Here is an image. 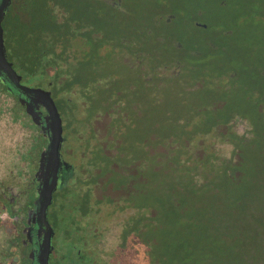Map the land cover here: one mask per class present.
<instances>
[{
	"label": "trees",
	"instance_id": "1",
	"mask_svg": "<svg viewBox=\"0 0 264 264\" xmlns=\"http://www.w3.org/2000/svg\"><path fill=\"white\" fill-rule=\"evenodd\" d=\"M115 6L106 0H11L1 23L8 60L21 78L39 76L46 83L67 127L76 124L73 112L81 99L84 113L88 107L124 103L122 124L129 122L137 132L143 126L140 136L134 135L138 144L126 145L133 147L137 168L115 180L125 195L93 199L97 161L85 189L79 176L67 184L76 170L70 168L49 205L55 221L66 200L82 217L101 210L102 202L114 207L112 214L124 213L120 225L125 219L128 228L114 264H129L132 234L153 264H238L240 254L248 261L244 247L246 237L254 239V222L245 223L239 198L256 194L264 184V67L236 68L235 57L211 42L202 53L173 42L159 62L154 48L142 51L148 50L150 28L132 24L121 2ZM166 12L168 23L177 19ZM239 82L243 91L234 86ZM147 103L153 112L145 113ZM235 105L249 126L242 132L231 126ZM49 122L33 95L0 70V205L9 218L0 219V225L9 234L10 227L29 222L30 240L43 230L39 210L48 177ZM220 125H228V132H220ZM225 139L231 145L228 154L216 145ZM100 153L104 160L111 157L106 149ZM75 218L70 222L80 231Z\"/></svg>",
	"mask_w": 264,
	"mask_h": 264
},
{
	"label": "rangeland",
	"instance_id": "2",
	"mask_svg": "<svg viewBox=\"0 0 264 264\" xmlns=\"http://www.w3.org/2000/svg\"><path fill=\"white\" fill-rule=\"evenodd\" d=\"M106 1L110 3V0ZM118 1L121 2L119 8L126 12V16L131 19L132 24L134 22L140 29L150 28L152 36H150L151 39L147 45L148 50L142 49V51L147 52L154 48L158 51L159 59L156 60L159 62L166 60V54L173 47V42H178V45L185 48L184 51L192 52L194 50L196 53H202L206 43L211 42L218 50L222 47L225 55L235 57L236 60L233 64L236 65V68L249 66L257 71L264 67V0ZM168 10L172 15L177 16V19L171 23H168L167 18L164 17ZM64 14L67 15L68 12H64ZM200 25L204 28H200ZM155 38L161 40V43H156ZM137 41L138 39H135L133 47L137 45ZM48 79L49 77H46V80ZM20 81L29 87L47 89L46 83H42L39 76L24 75ZM239 84L240 82L234 86L243 91ZM117 104L118 108L116 103L108 108L97 107V109L89 110L88 107L84 113L85 102L81 99L78 108L73 112L76 124L67 127L66 119L63 118L62 121L63 136L66 140L61 146L60 155L71 168L76 169L66 182L72 186L76 177L79 176L80 186L85 189L89 181H92L90 179L91 169L95 168L97 161L98 168L94 173L100 172V175L95 178L93 183H90V187L93 189V199L102 201H105L106 197L119 198L125 195L121 187H115V180H118V177L124 178V175L127 177L131 170L137 168L132 163L135 158L133 147L130 146V148L126 145L137 142L134 135L140 133L143 126L139 127L137 132L129 122L122 124L119 112L124 103L121 104L122 107L119 103ZM234 108L233 116L236 118L232 120L231 126L237 132L247 130L248 124L239 117L240 113L243 114L241 107L235 105ZM144 111L145 113L153 112L152 106L147 103L146 106L144 105ZM111 118H114L111 124L113 130L109 131L108 125ZM75 125H77V132L73 134L72 128ZM218 130L227 133L228 125H220ZM124 135L130 136L126 144H121ZM138 135L140 136V134ZM216 145L225 154H228L227 151L231 147L227 139L222 143L216 142ZM102 148L111 154L109 160L100 157ZM128 151L127 159L123 158ZM239 200L242 201L245 223L254 222L252 226L254 229L251 228L254 239L250 240L246 237L244 254L248 261H241L240 254L238 264H264V184L256 194L240 197ZM102 203L101 210L82 217L77 214L70 200H66L65 206L57 211L59 220L56 221H59L58 224L51 213L53 207H49L48 221L52 226L49 260L52 264L55 261L59 264L115 263L114 253L117 252L123 241V229L128 228L127 220L124 219L120 225L121 219L125 217L124 213L115 212L112 214L114 207H111L107 202ZM253 208L256 209L251 213L250 209ZM5 213V209L0 205V219L3 221L9 220ZM2 215H4L3 218ZM73 217H76L78 225L82 227L80 231L77 230L74 223L70 222ZM247 227L249 228L250 225ZM10 229L12 232L8 234L5 228L0 225V264H27L26 254L31 245L32 226L26 222L25 225L19 224L16 227H10ZM23 231H25L24 234ZM27 232L28 234H26ZM25 234L27 237H23ZM132 235L128 241L131 255L127 256V262L129 264H153L146 254L145 245ZM122 251L124 254L127 252L125 249ZM117 264H122V262L119 261Z\"/></svg>",
	"mask_w": 264,
	"mask_h": 264
},
{
	"label": "water",
	"instance_id": "3",
	"mask_svg": "<svg viewBox=\"0 0 264 264\" xmlns=\"http://www.w3.org/2000/svg\"><path fill=\"white\" fill-rule=\"evenodd\" d=\"M11 0H0V70L10 77L25 93L33 95L38 105H42L50 119L51 141L48 149L46 175L47 183L41 193L40 218L44 227V237L41 243V260L43 264H49L48 258L51 249L52 226L47 217L48 207L52 202V195L58 184V168L60 165V150L65 142L63 136V122L58 108L51 97L49 89L29 87L20 83L21 76L17 73L12 63L8 60L4 43L2 20L9 8ZM34 116H39L34 111ZM66 164V163H65Z\"/></svg>",
	"mask_w": 264,
	"mask_h": 264
},
{
	"label": "flooded vegetation",
	"instance_id": "4",
	"mask_svg": "<svg viewBox=\"0 0 264 264\" xmlns=\"http://www.w3.org/2000/svg\"><path fill=\"white\" fill-rule=\"evenodd\" d=\"M118 0H110V3L115 6V4L118 5ZM61 156V155H60ZM66 163V164H65ZM71 167L67 164V162L64 161L62 156L60 157V165L58 168V182L65 178V173L70 169ZM48 180V177H47ZM7 215V212H6ZM34 231V230H33ZM40 232V233H39ZM39 232H34L37 239L30 240V248L29 251H27V264H43L41 260V243L44 237V227L43 230H39ZM49 264H52V262L49 260ZM54 264H59L57 261L54 262Z\"/></svg>",
	"mask_w": 264,
	"mask_h": 264
},
{
	"label": "built area",
	"instance_id": "5",
	"mask_svg": "<svg viewBox=\"0 0 264 264\" xmlns=\"http://www.w3.org/2000/svg\"><path fill=\"white\" fill-rule=\"evenodd\" d=\"M6 214V213H5ZM4 217V215H2V218Z\"/></svg>",
	"mask_w": 264,
	"mask_h": 264
}]
</instances>
